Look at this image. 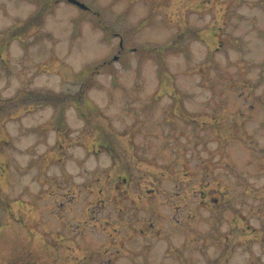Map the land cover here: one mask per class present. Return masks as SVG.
Wrapping results in <instances>:
<instances>
[{
    "label": "rangeland",
    "instance_id": "rangeland-1",
    "mask_svg": "<svg viewBox=\"0 0 264 264\" xmlns=\"http://www.w3.org/2000/svg\"><path fill=\"white\" fill-rule=\"evenodd\" d=\"M79 1L0 0V264H264V0Z\"/></svg>",
    "mask_w": 264,
    "mask_h": 264
},
{
    "label": "water",
    "instance_id": "water-1",
    "mask_svg": "<svg viewBox=\"0 0 264 264\" xmlns=\"http://www.w3.org/2000/svg\"><path fill=\"white\" fill-rule=\"evenodd\" d=\"M69 3L76 5L77 7L86 10L87 8L80 2L76 1V0H67Z\"/></svg>",
    "mask_w": 264,
    "mask_h": 264
},
{
    "label": "trees",
    "instance_id": "trees-1",
    "mask_svg": "<svg viewBox=\"0 0 264 264\" xmlns=\"http://www.w3.org/2000/svg\"><path fill=\"white\" fill-rule=\"evenodd\" d=\"M106 66H108L107 64H106ZM165 70V69H164Z\"/></svg>",
    "mask_w": 264,
    "mask_h": 264
},
{
    "label": "flooded vegetation",
    "instance_id": "flooded-vegetation-1",
    "mask_svg": "<svg viewBox=\"0 0 264 264\" xmlns=\"http://www.w3.org/2000/svg\"><path fill=\"white\" fill-rule=\"evenodd\" d=\"M125 180H126V178H125Z\"/></svg>",
    "mask_w": 264,
    "mask_h": 264
}]
</instances>
